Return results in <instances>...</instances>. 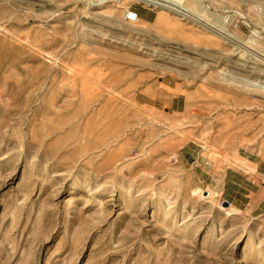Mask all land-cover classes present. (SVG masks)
<instances>
[{
  "label": "rangeland",
  "instance_id": "1",
  "mask_svg": "<svg viewBox=\"0 0 264 264\" xmlns=\"http://www.w3.org/2000/svg\"><path fill=\"white\" fill-rule=\"evenodd\" d=\"M90 1L0 0V264H264V0Z\"/></svg>",
  "mask_w": 264,
  "mask_h": 264
},
{
  "label": "bare ground",
  "instance_id": "2",
  "mask_svg": "<svg viewBox=\"0 0 264 264\" xmlns=\"http://www.w3.org/2000/svg\"><path fill=\"white\" fill-rule=\"evenodd\" d=\"M110 1V0H109ZM140 1H143L147 4H151V5H159L161 6V8H164V9H167V10H170V11H175L181 15H185V16H189V14H192L193 12L192 11H202V7L200 6V2H197L195 3V6L192 7V9H190L189 7L187 6H184L182 3H181V0H162L163 2H160L159 0H140ZM97 2L99 3H105L107 2L106 0H97ZM91 4H93V0L90 1ZM192 12V13H191ZM198 13V12H197ZM133 22H141V18H137L135 21ZM133 22H130V23H133ZM156 22L158 24H162L164 26H166L167 28H172V29H178V30H183V27L181 25H179L178 23L172 21L168 15H164V14H159L157 17H156ZM209 32V31H208ZM213 32V34L217 37H220L221 39L225 38L221 35L220 31H211ZM229 38V36H227ZM237 210V209H236Z\"/></svg>",
  "mask_w": 264,
  "mask_h": 264
},
{
  "label": "crops",
  "instance_id": "3",
  "mask_svg": "<svg viewBox=\"0 0 264 264\" xmlns=\"http://www.w3.org/2000/svg\"><path fill=\"white\" fill-rule=\"evenodd\" d=\"M232 176L233 175H229L226 173L224 187H227V185H230V183L231 186H233L232 184H236L231 178ZM237 186L241 189V192H239V194L242 196L244 202H240L241 205H236V207L243 208L252 204L254 205V209L259 208L260 211L264 213V184L262 183V188L256 186L254 187V185L250 183L243 184V182L241 184H238ZM254 201H256V204H254Z\"/></svg>",
  "mask_w": 264,
  "mask_h": 264
},
{
  "label": "built area",
  "instance_id": "4",
  "mask_svg": "<svg viewBox=\"0 0 264 264\" xmlns=\"http://www.w3.org/2000/svg\"><path fill=\"white\" fill-rule=\"evenodd\" d=\"M139 17V13L137 10L132 9L130 7H127L124 11H123V20L125 22H133L135 21L137 18Z\"/></svg>",
  "mask_w": 264,
  "mask_h": 264
},
{
  "label": "water",
  "instance_id": "5",
  "mask_svg": "<svg viewBox=\"0 0 264 264\" xmlns=\"http://www.w3.org/2000/svg\"><path fill=\"white\" fill-rule=\"evenodd\" d=\"M226 203V202H225Z\"/></svg>",
  "mask_w": 264,
  "mask_h": 264
}]
</instances>
